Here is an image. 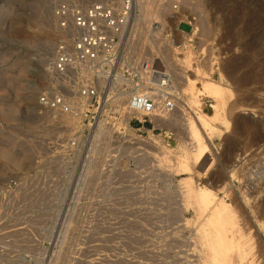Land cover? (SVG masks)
I'll list each match as a JSON object with an SVG mask.
<instances>
[{
    "label": "rangeland",
    "instance_id": "1",
    "mask_svg": "<svg viewBox=\"0 0 264 264\" xmlns=\"http://www.w3.org/2000/svg\"><path fill=\"white\" fill-rule=\"evenodd\" d=\"M177 5L173 10L174 0H151L155 18L148 23L135 8L120 42L159 28L152 61L167 66L178 84L184 99L178 123L133 122L136 136L147 141L133 147L143 152L120 150L112 167L110 157L98 165L93 154V163L73 169L77 177L68 179L63 167L45 164L47 145L76 122L67 114L55 118L36 101L50 86L46 67L60 39L57 21L45 0H0V264H206L204 217L183 194L189 184L233 205L247 234L242 263L264 264V0ZM131 55L124 49V59ZM194 70L232 90L226 99L232 128L214 124L204 136L212 163L184 185L187 176L175 171L176 163H189L192 151L180 124L195 110L181 96L180 79ZM197 99L200 113L209 116L213 101ZM232 168L235 189L225 196L218 190Z\"/></svg>",
    "mask_w": 264,
    "mask_h": 264
},
{
    "label": "built area",
    "instance_id": "2",
    "mask_svg": "<svg viewBox=\"0 0 264 264\" xmlns=\"http://www.w3.org/2000/svg\"><path fill=\"white\" fill-rule=\"evenodd\" d=\"M45 1L60 39L49 53L50 86L38 95L37 106L55 118L67 114L76 122L48 143L45 164L63 167L66 178L72 179L77 177L73 169L78 172L94 159L102 165L110 157L112 167L120 150L130 155L143 152L133 147L147 144L136 136L133 122L143 126L160 112L171 113L176 99L165 67L146 63L143 70L124 61L120 37L133 0H119L118 6L98 0ZM179 1L174 0L173 10ZM119 99L122 108L117 106ZM101 126L104 133L97 138ZM118 137H124L123 144Z\"/></svg>",
    "mask_w": 264,
    "mask_h": 264
},
{
    "label": "bare ground",
    "instance_id": "3",
    "mask_svg": "<svg viewBox=\"0 0 264 264\" xmlns=\"http://www.w3.org/2000/svg\"><path fill=\"white\" fill-rule=\"evenodd\" d=\"M109 2L116 6H118L119 4V0H109ZM151 7H152L151 0H133L132 12H134L135 8L138 9L139 12L142 14L141 15L142 18L140 19V21H147L148 23L151 20H153L152 18H155L153 17L150 11ZM136 26L137 24H134L135 27L134 29L132 28L133 26L131 27L133 29L134 36H135V31L136 30L138 31V29H136ZM149 29H146V33L148 34V37H145L146 35H144L146 34L145 30L144 33L142 31H139L138 34L140 36H138V38H135L134 36H133L134 39L130 38V34H131L130 33L129 36H127L125 42L121 43L122 51H124V49L127 48L130 49V54H132L128 59L129 61H127V58H125L124 61L126 62V64H130V65L136 64L139 65L141 69L144 70L145 69L144 66L146 65V63L148 66H150V64L154 62L152 61V57L154 56L156 57L159 53L156 54V51L154 50L155 47L152 44V42L155 43L154 38L156 35H158L159 28L155 27L153 30L152 29L149 30ZM206 30L207 29L204 22H201V32H202L201 34H206L207 33ZM161 59H163L165 63L169 61L170 58L168 59V53L164 56V58ZM153 64L155 66L158 65L156 61ZM173 66L174 64H172V67ZM170 68H171V64H170ZM233 70L234 67H232V72L235 71ZM20 72H22L21 68L18 71V74ZM199 72H200L199 70L197 71L194 70L190 72L191 74V76H189L190 78L186 77L185 75L184 76L185 78L180 79L182 80V82L181 81L180 82L183 87L181 88L182 90H180V93H182L181 96H183V98H185V100L189 103V106L193 110H195V112L193 113L194 116L192 117L191 120L188 121L187 118L184 120V122L186 121V123L180 124L184 132H186L187 134L186 136H188L189 138L188 141L190 143V147L192 151L191 161L189 163L184 159H180V160L178 159V162L176 163L175 171L183 172V175L187 176L185 177V179H182L180 181L182 182V184L184 183V185L188 183L187 182L188 180L192 179L190 176H192L193 172H196V174L205 172L209 169L212 163V157L207 148L204 136L206 137L215 129L214 124H223L224 128L227 131L232 128L230 123L231 119L227 117L229 116L228 114L226 116L229 106L231 105L228 104L230 103V101L227 102L226 99L233 96L232 90L228 87V85H223L222 83L219 82L216 83L210 81L208 77L206 78L202 74V72L201 73ZM181 76H183L182 71H181ZM170 78L173 85L171 91L174 92V97L176 99L174 110L171 113L160 112L159 114H157L156 118L154 119V121L161 123L162 125L165 126H167L169 123L170 125L171 123H175V124L178 123L179 120H177V115L179 114L178 110L180 111V109H178L180 108L178 103L184 100L182 99L181 101H179L178 92L176 91L177 89L176 87L178 84L177 82H175L176 80H174L171 75ZM197 84L200 85V89L196 87ZM199 95H204L206 98L211 99L214 103L213 105L210 106L209 116L202 115L199 111L200 104L197 99ZM117 106L119 108H122L123 99L118 100ZM103 133H104V129L101 126L97 138L99 137L100 134ZM245 158H246L245 156L243 158L241 157L240 163L243 162ZM236 166H238V164ZM232 171H234V168L230 169L229 172H227L228 173L227 180H225V182L223 181V183L221 184V188L218 190L221 191V193L224 194L225 196L229 195L225 193V191L227 190L233 191L235 189L234 184H232V177H234ZM251 181L253 182V184L258 182V180L256 179L254 180L251 179ZM191 185L192 184H189V187L188 185L187 186L185 185L184 186L185 190L183 189V186L181 188L184 190L183 194L186 197V199L189 201V204L192 205V207H194L197 212L203 214L204 217L202 224L203 235L201 237H203L206 246V250H205L206 253L204 255L207 261L206 264H243L242 254L243 252H245V250H243L244 249L243 247L244 245H246L245 244L246 237L244 239V236H246L247 234L246 235L243 234L244 232H242V228L237 223L236 220L237 211H235L234 208H232L233 207L232 204L225 203L222 199L216 198V194H215L216 192H211L210 190L207 189L204 190L197 189L191 187ZM239 209L242 210L241 207ZM262 209H264V207H262Z\"/></svg>",
    "mask_w": 264,
    "mask_h": 264
}]
</instances>
